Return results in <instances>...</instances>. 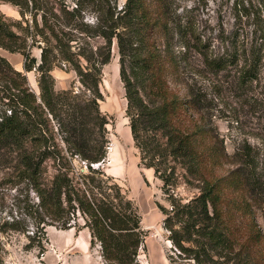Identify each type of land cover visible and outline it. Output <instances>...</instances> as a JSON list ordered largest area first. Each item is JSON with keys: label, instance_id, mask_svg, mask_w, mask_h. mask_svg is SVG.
I'll return each mask as SVG.
<instances>
[{"label": "trees", "instance_id": "obj_1", "mask_svg": "<svg viewBox=\"0 0 264 264\" xmlns=\"http://www.w3.org/2000/svg\"><path fill=\"white\" fill-rule=\"evenodd\" d=\"M6 1L17 6L20 18L0 11V49L22 54L23 69L37 72L39 93L0 55V165H20L15 176L35 198L22 216L4 220L0 232H27L26 246L42 248L46 226L68 229L79 215L108 264H138L146 235L141 217L113 176L90 166L106 156L108 121L99 109V84L115 42L139 165L153 169L169 204L158 205L173 252L168 260L218 264L223 253H231L236 240L216 171L227 153L207 120L211 104L201 73L202 67L215 74L236 67L237 86L257 80L264 62V0H234L237 18L250 20L251 30L246 39L242 28L232 31L221 51L211 54L191 10L178 0H75L73 7L64 0ZM85 11L93 13L90 22ZM35 38L42 42L39 59L28 49ZM58 65L75 72L82 91L54 89L51 71ZM57 135L65 153L85 161V169L73 175L71 167H54L46 177L45 162L62 158ZM233 157L237 167H256L253 151ZM181 180L196 193L181 197ZM27 219L34 227L30 233ZM2 244L0 239V264Z\"/></svg>", "mask_w": 264, "mask_h": 264}, {"label": "rangeland", "instance_id": "obj_2", "mask_svg": "<svg viewBox=\"0 0 264 264\" xmlns=\"http://www.w3.org/2000/svg\"><path fill=\"white\" fill-rule=\"evenodd\" d=\"M64 1L68 6H74L75 0ZM178 3L181 8L191 10L194 27L203 34L206 44H210L208 54L221 51L224 37L232 31L242 28L246 39L251 30L250 20L237 18L234 0H178ZM0 11L8 17L20 18L17 6L6 0H0ZM92 19L93 13L85 11L84 20L90 22ZM35 40H28L32 43L28 49L31 56L39 59L42 42L39 38ZM112 54L110 62L103 66L99 84L103 95L99 109L108 121L106 156L104 162L91 163L90 166L102 167L108 175L113 176L141 217V227L146 235L145 247L140 248L137 255L138 264H192L176 256L174 262L167 258L173 252L167 239L168 232L163 227L164 215L158 205L168 207L169 204L153 169L139 165L138 150L125 116L126 99L119 78L115 42L112 44ZM0 55L25 74L28 85L38 94L37 72L23 69L22 54L0 49ZM236 73V67H229L218 74L202 67L201 73V82L211 104V116L207 120L216 130L227 153L223 166L216 167V171L220 176L224 217L236 240L231 253H223L218 264H264V62L257 80L250 86H237ZM51 74L56 91H82L78 77L68 66H54ZM57 138L59 147L63 149L62 158L45 162L46 177L53 173L54 167H71L73 175L80 168L85 169L86 162L66 154L58 135ZM243 149L253 151L256 167H237L238 159L233 154ZM14 167L21 166L14 161L8 166L0 165V224L4 220L22 216L28 203L35 200L32 192L27 193L25 181L15 176ZM176 191L184 198L196 193L182 180ZM75 221V226L68 229L46 226L42 248L26 246L29 242L27 232H0L2 264H108L101 255L99 243L91 244L89 229L82 226L83 218L77 215ZM26 225L30 233L34 229L32 221L27 219ZM249 235L253 240L249 239Z\"/></svg>", "mask_w": 264, "mask_h": 264}]
</instances>
